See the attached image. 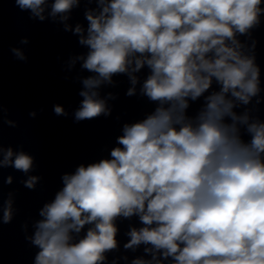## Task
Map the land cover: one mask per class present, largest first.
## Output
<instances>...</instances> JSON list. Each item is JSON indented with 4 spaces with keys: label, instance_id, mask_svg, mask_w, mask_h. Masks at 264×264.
<instances>
[{
    "label": "clouds",
    "instance_id": "obj_1",
    "mask_svg": "<svg viewBox=\"0 0 264 264\" xmlns=\"http://www.w3.org/2000/svg\"><path fill=\"white\" fill-rule=\"evenodd\" d=\"M80 2L52 0L47 17L67 21ZM14 3L30 19H47L48 0ZM95 3L84 13L86 35L80 24H64L89 49L86 57H76L91 75L80 79L83 99L74 122L111 116L98 89L126 74L131 87L125 95L133 97L136 74L145 66L150 74L140 93L156 106L145 118L123 124L109 158L61 176L63 187L39 210L42 219L31 236L22 224L25 240L38 249L33 264H107L106 253L118 249L117 218L134 215L142 227L131 228L123 247L135 251L143 244L145 256L130 264H264V119L246 107L253 99L264 103V79L256 42L249 54L238 39L260 25L264 0ZM21 43H29L27 37ZM10 51L27 62L19 49ZM201 99L197 114L189 115ZM240 106L243 114L236 111ZM8 112L0 102V130L18 126ZM53 112L67 116L58 104ZM34 165L22 145L14 150L0 139V224L11 223L17 211L12 193L3 196V185H12L14 176L3 177L2 170L22 173L27 178L19 183L35 190L42 177L29 175Z\"/></svg>",
    "mask_w": 264,
    "mask_h": 264
}]
</instances>
